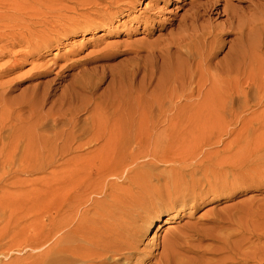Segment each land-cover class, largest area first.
I'll list each match as a JSON object with an SVG mask.
<instances>
[{
    "label": "bare ground",
    "instance_id": "obj_1",
    "mask_svg": "<svg viewBox=\"0 0 264 264\" xmlns=\"http://www.w3.org/2000/svg\"><path fill=\"white\" fill-rule=\"evenodd\" d=\"M134 1L112 0L120 9L97 12L98 24L128 15ZM22 3L0 0V56L12 62L21 55L15 48L40 53L48 43L42 35L53 23L45 19L25 27ZM157 3L152 0L148 10L154 23L161 12ZM79 10L84 11L70 9L82 19L71 30L94 23ZM56 27L62 29L58 36H66L67 30ZM165 27L171 29L154 40L151 30L138 41L106 45L89 59L60 66L55 74L57 67L39 72L55 76L22 99L8 97L12 88L0 83V158L47 157L54 163L50 227L24 235L28 248L51 241L35 264H264V195L245 201L250 206L241 213L244 221H233L238 233L230 231V205L185 222L192 216L189 202L196 212L197 201L220 204L230 201V192L234 197L264 191V0H208ZM222 48L227 51L215 61ZM64 78L62 94L49 102L58 91L52 83ZM48 103L49 112H42ZM196 114H230V143L222 142L219 159L210 156L220 136L212 128L193 127L205 121ZM49 117L52 136L43 130ZM6 131L11 148L1 147ZM166 137L187 143L161 145ZM149 139L154 147L144 150L142 142ZM26 142L37 148L18 149ZM199 151L207 154L195 158ZM148 157L179 166L139 170V161ZM164 214L165 225L178 223L180 229L166 231L158 242V224L152 245L141 248L147 228Z\"/></svg>",
    "mask_w": 264,
    "mask_h": 264
},
{
    "label": "rangeland",
    "instance_id": "obj_2",
    "mask_svg": "<svg viewBox=\"0 0 264 264\" xmlns=\"http://www.w3.org/2000/svg\"><path fill=\"white\" fill-rule=\"evenodd\" d=\"M111 1L112 0H23V9H21V11L22 14H24L23 19L25 27H28L32 23L42 22L45 19H51L53 23L47 27V32L42 35L45 40H48V43H42L43 48H41L40 53H30V50L25 46L12 50L14 52L18 50L21 52L16 62H12L10 57L0 56V83H4L5 87L12 88V93H10L8 97L12 99H22L25 95H30L34 85L53 79L55 76L54 74L62 68H60V66L64 67L66 64L82 62L89 59L93 52L106 45L118 44V46H120L124 43L129 44L133 41L140 40L151 30L156 31L152 40L159 34L165 36L171 29L164 31L166 28L165 26L176 22L181 16L187 15L192 5L205 4L208 0H158L157 7L161 12L158 16H155V23L150 21L151 17L149 16L151 15L148 12L152 0H135L132 10L124 12V14L128 15L121 16L120 14H116L111 20L98 24L97 12L107 11L109 14H114L120 9V4L110 5ZM233 4L235 5L236 3ZM241 6L245 7L246 5ZM73 7L84 9V11L79 10V14L88 13L92 16L95 19L93 25L71 30L73 28V23L77 20H82L78 18L76 15L77 13L70 11ZM52 11L60 15V19L52 15ZM222 19H224V17L220 18L216 23H220ZM56 26H60L67 30L66 36H58L56 31L61 32L62 29ZM34 30L38 32L37 34L42 32L40 26L35 27ZM176 32L177 31H173V33ZM56 36L57 38H55ZM230 39L231 37H228L224 40L228 41ZM32 43L34 45L37 42L32 41ZM226 51L227 48H222L218 52L215 61L222 59ZM117 60L118 59H116V61ZM48 68H56L53 70L54 74L40 77L39 72ZM77 71L78 70L65 72L61 77L75 74ZM65 80L66 78L63 80L56 79L52 83V88H58V91L55 96L49 99V102L57 99L58 96L62 94L64 90L62 89V85ZM106 85L107 83L104 84V89ZM16 105L19 107L23 104L20 101L17 102ZM50 106V103L45 105L42 112L48 113ZM27 110L28 109L23 110L24 117L29 116V111ZM56 110L57 107L53 109V111ZM194 116L205 121H199V123H202L201 126L193 127L212 128L217 136H220V139H218L219 146L215 148L217 153L210 156V159H219L222 156L220 151L223 148V146H220L222 142L230 143V114H216L213 116L209 114H196ZM48 120L49 123L43 130L50 136L55 135V129L50 125L52 123L51 117H49ZM62 125L63 124H60L58 127ZM163 128L164 127L157 130L156 134L162 131ZM2 136L1 147L11 148L13 144L10 139V132L6 131ZM187 141L188 144H192V139ZM154 143V139L142 142L145 148L144 150L152 149ZM160 143L161 145L178 146L184 145L187 142L184 143L173 137H166L162 138ZM42 146L44 147V145ZM28 147L35 149L37 148V143H21L18 149H28ZM43 147H41V149ZM46 149H52V144L46 145ZM214 150L212 149L210 152ZM206 154L207 153L203 151H199L194 152L193 156H195V158H200ZM36 159L37 160L29 159L20 161L18 159L5 160L0 158V203H2V205H7V208L0 206V264H35L38 261L37 258L50 247L51 241L49 240L44 242L38 249L37 247L35 248L36 245L33 248H28L24 239L26 233L35 234L42 231L45 227L49 228L52 216L51 192L54 163L47 157ZM139 165V170H142L140 168L142 166L147 167L149 165H155L152 167V171H169L170 168H177L179 166L171 163L153 162L149 157L141 159ZM130 166L131 165L127 168ZM196 176L198 177L199 173ZM152 184L156 185L155 182ZM256 193L258 192L240 191L232 197L230 192V201H223L220 204L210 202L209 200L204 204H202L201 201H197L199 209L196 210V212H194L192 203L189 202L187 203L186 210L189 214L192 213V216L190 220L186 218L185 222L199 219L215 206L221 209L230 205V231L238 233L239 228L234 227L233 221H244L245 217L241 213H244L250 206L246 204L245 201L252 195H255L254 197L256 199L262 198L264 195V191L261 192L262 194L260 192L258 194ZM167 217H169V215H162L159 220H154L147 228L143 236L141 248L152 245L153 241L151 238L153 237L154 231L157 230L156 227L158 224L162 226V230L160 231L161 237L158 239V242H161L167 235L166 231L167 233H173L180 229L181 226H178V223L168 226L165 225L164 220L167 219ZM169 228L170 230H168Z\"/></svg>",
    "mask_w": 264,
    "mask_h": 264
}]
</instances>
